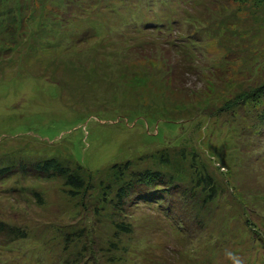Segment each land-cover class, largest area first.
Segmentation results:
<instances>
[{"label":"rangeland","instance_id":"rangeland-1","mask_svg":"<svg viewBox=\"0 0 264 264\" xmlns=\"http://www.w3.org/2000/svg\"><path fill=\"white\" fill-rule=\"evenodd\" d=\"M5 166L0 264H264V0H0Z\"/></svg>","mask_w":264,"mask_h":264},{"label":"trees","instance_id":"trees-1","mask_svg":"<svg viewBox=\"0 0 264 264\" xmlns=\"http://www.w3.org/2000/svg\"><path fill=\"white\" fill-rule=\"evenodd\" d=\"M41 169H38V170H42V171H50L52 173H56L58 175H65V183L66 185H68L69 187H71L72 189H75V190H80L84 187V183L82 181V179L80 177H78L77 175H72V174H66V170L65 168H63L61 165H59L54 159L52 158H49V159H46L42 166L40 167ZM12 168L11 166H5V167H1L0 168V177L3 176V175H6L8 173H10V171H12ZM158 178L157 174L155 173H152V172H147L144 174L143 176V180H142V184L146 186V184H149V183H153L156 179ZM203 184H206L203 183ZM128 188V187H127ZM206 189L207 191H212L213 190V185L212 184H207L206 185ZM118 192L120 193V196L122 197V201L124 202L125 198L131 194L133 192V190H125V189H119ZM154 194V193H153ZM159 199L161 197H158ZM144 200H146L144 198ZM120 201V200H119ZM120 205L121 204V201H120ZM124 231H128V228L125 226V224H123L122 226H120ZM24 231L18 227H14V226H4V224L2 222H0V237L1 239H10V241H13V240H18V239H21L23 237H25L24 235ZM4 239V240H5ZM7 244V243H6Z\"/></svg>","mask_w":264,"mask_h":264}]
</instances>
